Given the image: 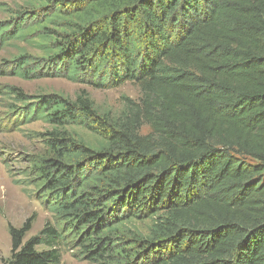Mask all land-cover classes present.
I'll return each mask as SVG.
<instances>
[{
    "label": "trees",
    "instance_id": "16d2710c",
    "mask_svg": "<svg viewBox=\"0 0 264 264\" xmlns=\"http://www.w3.org/2000/svg\"><path fill=\"white\" fill-rule=\"evenodd\" d=\"M28 1L29 19L0 24V46L43 55L14 74L134 82L142 98L124 97L120 115L85 91L35 102L52 125L36 164L56 196L45 207L66 225L27 240L34 217L10 224L7 264H61L68 230L90 264H264V0ZM147 220L148 233L133 227Z\"/></svg>",
    "mask_w": 264,
    "mask_h": 264
},
{
    "label": "rangeland",
    "instance_id": "374dc122",
    "mask_svg": "<svg viewBox=\"0 0 264 264\" xmlns=\"http://www.w3.org/2000/svg\"><path fill=\"white\" fill-rule=\"evenodd\" d=\"M0 3H5L4 7H0V24L5 26L23 20L24 12L31 7L28 0H0ZM25 54L33 56L32 60L43 55L33 43L17 38L0 46V264H7L11 254L10 224L22 227L30 216L34 217L27 240L38 234L47 223L61 228L66 225L45 207V198L55 194L50 190L45 192L44 177L36 164L50 157L46 141L52 125L33 114L35 102L41 96L54 93L75 99L85 91L100 112L111 111L120 115L124 110V97L137 101L142 98L141 89L134 82L104 89L54 75L25 79L14 74L15 63ZM66 131L94 146L101 141L98 135L81 126H68ZM149 131L147 125L141 129L144 134ZM242 158L255 162L244 156ZM150 225V220L133 222V227L145 234ZM68 231L70 246H64L61 264H90L81 253L83 249L76 247L80 240L78 233Z\"/></svg>",
    "mask_w": 264,
    "mask_h": 264
}]
</instances>
